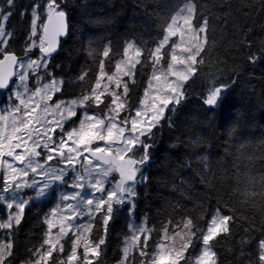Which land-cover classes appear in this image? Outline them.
Wrapping results in <instances>:
<instances>
[{"label": "snow or ice", "instance_id": "1", "mask_svg": "<svg viewBox=\"0 0 264 264\" xmlns=\"http://www.w3.org/2000/svg\"><path fill=\"white\" fill-rule=\"evenodd\" d=\"M15 7V0L0 4V94L6 97L0 100V230L15 235L33 208L48 209L40 220L46 226L41 242L30 250L32 259L24 264H104L107 237L121 217L127 231L117 264H221L215 250L218 238L231 232L234 221V215L224 214L223 208L216 207L206 229L188 215L162 224L163 235L154 252L148 251L154 228L147 212L137 222L141 195H148L142 189L152 183L148 170L155 163L158 134L165 123L170 128L175 125L172 114L186 102L184 84L196 73V65L204 63L201 53L208 44L214 13L199 0H181L165 14L151 42L129 38L117 48L106 37L98 44L94 35H87L76 52H83L98 68L90 83L91 66L73 75L56 62L59 38L73 34V12L87 5L47 0V21L42 25L37 24L40 5H34L22 56L7 47L12 33L6 30V22ZM108 23L105 16L88 18L89 27ZM36 48L39 55L33 58ZM75 54L70 51L64 59L70 61ZM262 59L264 41L260 54L249 56L253 64ZM106 60L114 62L115 72L109 74ZM164 62L166 68H161ZM137 65L141 70L151 66L153 71L134 107L129 81H135ZM53 69L60 73L54 74ZM30 80L34 85H29ZM232 83L214 84L202 97V105L214 117L222 118ZM73 84L81 85L74 98L53 100L62 87ZM226 123L221 119V126ZM199 164L211 170L208 155H201ZM113 172L119 174L114 183L108 180ZM177 237L179 246L169 242ZM197 243L201 247L193 255L189 249H196ZM134 251L138 257L132 255ZM10 256L12 243H0V264H10ZM248 264H264V239Z\"/></svg>", "mask_w": 264, "mask_h": 264}, {"label": "trees", "instance_id": "2", "mask_svg": "<svg viewBox=\"0 0 264 264\" xmlns=\"http://www.w3.org/2000/svg\"><path fill=\"white\" fill-rule=\"evenodd\" d=\"M47 0H15L16 7L6 22V30L12 33L8 49L23 55L31 31L32 7L37 9L40 21H44V5ZM181 0H72L76 7L71 21L73 34L60 43L56 62L75 75L81 68L91 66L94 82L96 65L83 53L76 52L81 40L94 35L98 44L106 37L119 48L125 39L151 42L158 34V26L169 9ZM214 13L210 17L211 30L208 44L201 53L204 63L196 65V73L184 84L186 102L180 111L172 114L173 127L165 123L158 134L155 163L148 170L152 183L141 195L137 208V222L147 212L149 226L154 228L149 239V252H154L161 240V225L181 215L195 218L206 229L217 206L224 214L234 215L231 232L219 239L215 250L221 264H248L255 260L259 241L264 239V59L251 63V54H260L264 41V11L261 0H199ZM4 0H0L3 4ZM152 14L151 16L145 13ZM23 13V15H21ZM159 13V15H156ZM109 18L101 27H89V16ZM251 41V47L248 42ZM75 52L70 61L64 57ZM201 57H198L199 60ZM118 59V57H117ZM166 66V62L162 63ZM114 62L106 60V70L112 72ZM152 67L142 70L137 65L135 81H129L131 102L139 104L152 75ZM59 74V69H53ZM68 80L69 77H63ZM233 82L227 97L222 118L209 113L202 105V97L214 84ZM81 85L62 87L54 95L72 99ZM215 119L210 124L209 120ZM221 119L227 121L221 126ZM234 129V131H233ZM199 139L195 146H189ZM208 155L211 170L199 164V157ZM47 207L33 208L15 235L0 238V243H12L10 264H24L32 259L30 250L39 246L46 227L40 223ZM170 230L173 229L169 225ZM247 230V231H246ZM1 231V230H0ZM126 220L121 217L107 237L104 264H117L121 258ZM143 239V238H142ZM245 244H241V241ZM197 246V245H196ZM66 251L70 244H65ZM243 249L244 255H241ZM193 249L189 251L193 253ZM54 255H56L54 253ZM64 254H61L63 256ZM132 255L139 256L137 252ZM187 255V254H186Z\"/></svg>", "mask_w": 264, "mask_h": 264}, {"label": "rangeland", "instance_id": "3", "mask_svg": "<svg viewBox=\"0 0 264 264\" xmlns=\"http://www.w3.org/2000/svg\"><path fill=\"white\" fill-rule=\"evenodd\" d=\"M44 18H47L46 17V14H45V16H44ZM45 20V19H44ZM44 22V21H43ZM37 24L38 25H42V22L40 21V20H38L37 21ZM31 32V31H30ZM38 36L40 35V32H39V30H38V34H37ZM33 39H37V37H34ZM33 58H35V56L36 55H39V50H38V48H36V49H33ZM22 56V55H21ZM2 56H0V58H1ZM161 68H166V66H163L162 64H161V66H160ZM112 72H115V67H114V69H113V71ZM112 72H109V74H111ZM152 76V75H151ZM151 76H150V78H149V80L151 79ZM149 80H148V83H149ZM34 83H35V81L34 80H30L29 81V85L30 86H32V85H34ZM148 83H147V87L146 88H148ZM154 83V82H153ZM144 95V94H143ZM143 98V97H142ZM0 100H3L1 97H0ZM69 100V99H68ZM49 103H51V101L49 102ZM116 173L115 172H113L109 177H108V180L109 181H112L113 183L116 181V180H118L114 175H115ZM211 220V219H210ZM210 220H209V223H210ZM54 231H55V229H54ZM171 232H172V230H170V234H171ZM162 235H163V233H162ZM5 237V234H4V231L3 230H1L0 231V238L1 239H3ZM143 238V237H142ZM162 238V237H161ZM170 243H174L176 246H179V243L181 242L180 241V238H175V239H173V240H171V241H169ZM2 243H8V242H2ZM158 243V242H157ZM197 246H196V249H193L192 251H193V255H195L196 254V252H197V250L201 247L200 246V244L199 243H197L196 244ZM155 250H156V248H155ZM154 250V251H155ZM82 251V250H81ZM187 254V253H186Z\"/></svg>", "mask_w": 264, "mask_h": 264}, {"label": "flooded vegetation", "instance_id": "4", "mask_svg": "<svg viewBox=\"0 0 264 264\" xmlns=\"http://www.w3.org/2000/svg\"><path fill=\"white\" fill-rule=\"evenodd\" d=\"M0 97L2 98V99H6V97L3 95V94H0ZM53 100H55L54 99V96H53ZM64 100H68V99H64ZM70 100V99H69ZM117 179H119V174L118 173H116L115 175H114ZM135 252V251H134ZM133 252V253H134Z\"/></svg>", "mask_w": 264, "mask_h": 264}, {"label": "water", "instance_id": "5", "mask_svg": "<svg viewBox=\"0 0 264 264\" xmlns=\"http://www.w3.org/2000/svg\"><path fill=\"white\" fill-rule=\"evenodd\" d=\"M46 21H47V18H46L45 22H46ZM65 38H66V36H65V37H60V38H59L60 43H61V40H62V39H65ZM14 53H15V52H14ZM15 54H16V53H15ZM17 55H18V54H17ZM18 56H19V55H18ZM2 58H3V57H1L0 59H2ZM13 79L15 80V77H13Z\"/></svg>", "mask_w": 264, "mask_h": 264}, {"label": "bare ground", "instance_id": "6", "mask_svg": "<svg viewBox=\"0 0 264 264\" xmlns=\"http://www.w3.org/2000/svg\"><path fill=\"white\" fill-rule=\"evenodd\" d=\"M66 39V38H65Z\"/></svg>", "mask_w": 264, "mask_h": 264}]
</instances>
